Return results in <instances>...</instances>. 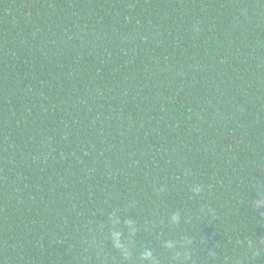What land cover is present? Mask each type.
I'll return each instance as SVG.
<instances>
[{"label":"trees","instance_id":"1","mask_svg":"<svg viewBox=\"0 0 264 264\" xmlns=\"http://www.w3.org/2000/svg\"><path fill=\"white\" fill-rule=\"evenodd\" d=\"M260 203L264 0H0V264H264Z\"/></svg>","mask_w":264,"mask_h":264},{"label":"clouds","instance_id":"2","mask_svg":"<svg viewBox=\"0 0 264 264\" xmlns=\"http://www.w3.org/2000/svg\"><path fill=\"white\" fill-rule=\"evenodd\" d=\"M259 203V202H258ZM264 205V203H260L259 206ZM130 227V225H128ZM118 225H113V230L111 231V235L113 237L114 242L117 243V246L119 247V239L121 238L122 233H120L118 230ZM144 260H148L149 264H151V261L153 259L152 253L150 250L145 249L143 252V257Z\"/></svg>","mask_w":264,"mask_h":264}]
</instances>
